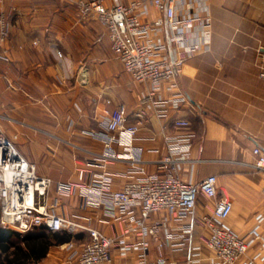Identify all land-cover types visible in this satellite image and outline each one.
<instances>
[{
    "label": "crops",
    "instance_id": "1",
    "mask_svg": "<svg viewBox=\"0 0 264 264\" xmlns=\"http://www.w3.org/2000/svg\"><path fill=\"white\" fill-rule=\"evenodd\" d=\"M115 1L119 0L105 3ZM201 6L210 17V40L207 49L188 58L189 70L177 76L185 100L170 101L164 117L149 111L131 149L147 172L157 171L158 160L166 152L163 134L181 131L173 120L186 118L187 130L193 134L191 159L178 165L177 174L185 181L216 175L218 194L233 203L227 222L250 241L246 255L253 264H264V172L254 168L252 151L255 145L264 148V76L256 65L257 48L264 46V0L183 4L187 11H199ZM0 10L11 20L9 37L0 47V132L38 174L52 180L39 202L106 235L126 242L141 240L139 206L125 210L107 191L86 196L81 187L105 174L109 189H118L138 176L121 156L126 146L113 143V152L120 156H102L100 121L122 103L127 123L135 122L139 99L149 85L134 81L123 70L95 14L81 15L74 0H5ZM207 202L199 194L192 215L174 213L164 219L165 211L152 213L148 220H160L170 237L162 231L157 237L146 236L147 260L164 257L172 264H189L187 257L192 254L200 264H207L211 253L195 221L208 210ZM253 226L258 239H254L256 232L249 233ZM43 231L50 232L44 227L17 231L19 236L12 239L23 256L14 257L11 245L0 250V261L61 264L89 240L84 227L59 229L53 231L57 237L49 239L46 250L35 256L23 238ZM116 247L101 264H142L138 250L121 254Z\"/></svg>",
    "mask_w": 264,
    "mask_h": 264
},
{
    "label": "built area",
    "instance_id": "2",
    "mask_svg": "<svg viewBox=\"0 0 264 264\" xmlns=\"http://www.w3.org/2000/svg\"><path fill=\"white\" fill-rule=\"evenodd\" d=\"M4 1L0 0V5ZM74 1L81 15L95 14L123 70L134 81L149 85L148 91L139 99L135 122L127 123L122 103L100 121L103 129L100 132L104 147L102 156H120L113 152V143L126 146L127 151L121 156L129 161L139 173L138 176L118 189H109L105 174L99 181L81 187L86 196L107 191L112 201L125 210L139 206L137 223L142 239L126 242L116 236L106 235L95 227L82 226L48 209L39 202V198L46 194L52 180L38 174L34 164L27 161L15 143L1 132L0 226L19 232L36 227L50 231H74L77 227H84L89 232V240L61 264L104 263L109 260L114 245L121 254L138 250L142 264H172L164 257L155 261L147 260L149 244L145 237H157L159 231L167 239L170 237V231L160 220L148 219L152 213L159 211L167 213L164 219L174 213L192 215L198 196L202 194L209 207L195 221L201 225L204 246L211 253L207 264H253V259L246 255L250 241L227 222L233 203L228 196L218 194L216 175H206L199 181H185L177 174L178 165L191 159L193 134L187 130L189 121L186 118L173 120L177 128H182L181 131L163 134L166 152L158 160L157 171L147 172L131 149L136 133L149 111L153 110L157 116L164 117L170 101L180 103L185 100L177 76L186 73L190 56L208 48L210 17L207 8L201 6L199 11H187L183 7L187 0H119L111 4H106L105 0ZM10 28V18L0 10V47L8 39ZM256 65L259 75L264 76L262 45L256 51ZM163 90L168 91V95H164ZM252 151L256 155L254 168L264 172V148L255 145ZM262 191L264 193V185ZM249 233H255L254 239L260 238L256 226ZM158 244L161 246L163 242ZM187 261L189 264H200L199 258L192 254L188 255Z\"/></svg>",
    "mask_w": 264,
    "mask_h": 264
},
{
    "label": "trees",
    "instance_id": "3",
    "mask_svg": "<svg viewBox=\"0 0 264 264\" xmlns=\"http://www.w3.org/2000/svg\"><path fill=\"white\" fill-rule=\"evenodd\" d=\"M19 233L11 228L0 227V250L6 251L11 245H13L14 257H22L23 253L20 251V245L15 243L12 237H18ZM56 238L57 233L53 231H43L31 233L27 236H24L26 247L29 251L35 256L41 255L47 248L50 238ZM6 256V255H5ZM7 257V256H6ZM0 264H3L0 261Z\"/></svg>",
    "mask_w": 264,
    "mask_h": 264
},
{
    "label": "water",
    "instance_id": "4",
    "mask_svg": "<svg viewBox=\"0 0 264 264\" xmlns=\"http://www.w3.org/2000/svg\"><path fill=\"white\" fill-rule=\"evenodd\" d=\"M186 70H189V68H186Z\"/></svg>",
    "mask_w": 264,
    "mask_h": 264
}]
</instances>
